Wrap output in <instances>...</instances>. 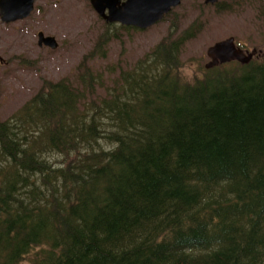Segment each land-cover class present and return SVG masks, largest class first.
Masks as SVG:
<instances>
[{
    "label": "trees",
    "instance_id": "1",
    "mask_svg": "<svg viewBox=\"0 0 264 264\" xmlns=\"http://www.w3.org/2000/svg\"><path fill=\"white\" fill-rule=\"evenodd\" d=\"M105 26L0 118V264H264V57L186 81L194 25L113 77Z\"/></svg>",
    "mask_w": 264,
    "mask_h": 264
},
{
    "label": "rangeland",
    "instance_id": "2",
    "mask_svg": "<svg viewBox=\"0 0 264 264\" xmlns=\"http://www.w3.org/2000/svg\"><path fill=\"white\" fill-rule=\"evenodd\" d=\"M168 14L142 30L114 25L118 33L105 46V55L90 63L105 72L108 66L118 67L113 74L116 77L163 39L179 36L194 25L201 29L181 53L184 65L180 72L186 81L201 77L211 61L208 48L231 36L246 54L256 49L253 58L264 57V0H183ZM105 23L91 0H35L30 17L2 25L0 54L5 62H0V118L7 119L21 108L45 80L52 83L76 77L79 64L107 30ZM39 31L56 36L59 47L39 46Z\"/></svg>",
    "mask_w": 264,
    "mask_h": 264
},
{
    "label": "water",
    "instance_id": "3",
    "mask_svg": "<svg viewBox=\"0 0 264 264\" xmlns=\"http://www.w3.org/2000/svg\"><path fill=\"white\" fill-rule=\"evenodd\" d=\"M183 0H91L95 11L108 22H119L123 25H133L146 29L161 21L173 8ZM218 0H206L216 3ZM35 0H0V16L6 22L24 19L33 11ZM39 45L56 49L59 45L56 37L39 32ZM253 52L246 54L236 43L235 37L217 41L211 45L207 54L211 61L206 68L237 60L248 63L254 57Z\"/></svg>",
    "mask_w": 264,
    "mask_h": 264
},
{
    "label": "flooded vegetation",
    "instance_id": "4",
    "mask_svg": "<svg viewBox=\"0 0 264 264\" xmlns=\"http://www.w3.org/2000/svg\"><path fill=\"white\" fill-rule=\"evenodd\" d=\"M34 10H35V6H34V9H33V11L31 12V14L30 15H32V13L34 12ZM30 15L28 16V17H30ZM28 17H26V18H24V19H27ZM102 17V16H101ZM103 18V17H102ZM24 19H18V20H15V21H11V22H6V21H4L3 19H2V17L0 16V27L2 26V25H4V27L7 25V24H10V23H14V22H17V21H21V20H24ZM104 19V18H103ZM105 20V19H104ZM106 21V20H105ZM107 23H113L114 25H119V26H129V27H135V26H133V25H123V24H121V23H119V22H108V21H106ZM135 28H138V27H135ZM138 29H140V28H138ZM40 32V31H39ZM39 34V33H38ZM46 34V33H45ZM47 35V34H46ZM54 36V35H53ZM56 37V36H55ZM38 38H39V35H38ZM57 39V38H56ZM39 44V43H38ZM40 46V45H39ZM42 46H45V47H49V46H46V45H42ZM41 46V47H42ZM240 46V45H239ZM59 47V46H58ZM51 48V47H50ZM52 49V48H51ZM0 62L1 63H4L5 62V60L3 59V57H2V55L0 54Z\"/></svg>",
    "mask_w": 264,
    "mask_h": 264
}]
</instances>
